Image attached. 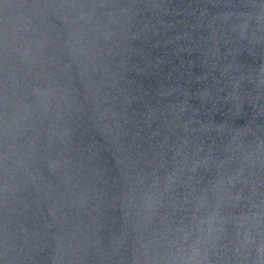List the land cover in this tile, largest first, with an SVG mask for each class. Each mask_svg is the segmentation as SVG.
Wrapping results in <instances>:
<instances>
[{
    "label": "water",
    "instance_id": "obj_1",
    "mask_svg": "<svg viewBox=\"0 0 264 264\" xmlns=\"http://www.w3.org/2000/svg\"><path fill=\"white\" fill-rule=\"evenodd\" d=\"M0 264H264V0H0Z\"/></svg>",
    "mask_w": 264,
    "mask_h": 264
}]
</instances>
